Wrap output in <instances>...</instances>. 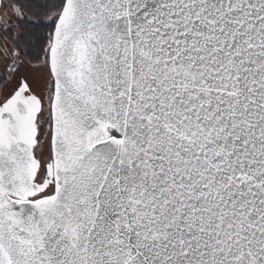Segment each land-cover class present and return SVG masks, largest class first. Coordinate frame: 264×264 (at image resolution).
Segmentation results:
<instances>
[{
    "label": "snow or ice",
    "instance_id": "6c2138e0",
    "mask_svg": "<svg viewBox=\"0 0 264 264\" xmlns=\"http://www.w3.org/2000/svg\"><path fill=\"white\" fill-rule=\"evenodd\" d=\"M0 264H264V0H0Z\"/></svg>",
    "mask_w": 264,
    "mask_h": 264
}]
</instances>
